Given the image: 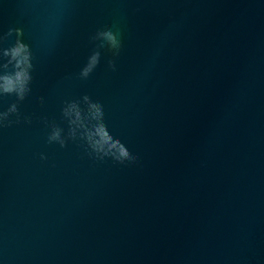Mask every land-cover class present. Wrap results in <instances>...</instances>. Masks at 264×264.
I'll use <instances>...</instances> for the list:
<instances>
[{"label":"water","instance_id":"95a60500","mask_svg":"<svg viewBox=\"0 0 264 264\" xmlns=\"http://www.w3.org/2000/svg\"><path fill=\"white\" fill-rule=\"evenodd\" d=\"M18 42L0 264H264V0H0V76Z\"/></svg>","mask_w":264,"mask_h":264},{"label":"clouds","instance_id":"9594fccd","mask_svg":"<svg viewBox=\"0 0 264 264\" xmlns=\"http://www.w3.org/2000/svg\"><path fill=\"white\" fill-rule=\"evenodd\" d=\"M106 39H108L113 46H116L117 41L115 36L111 32L102 33ZM6 55H11L14 60L17 61V68L19 69L13 75L0 76V92L12 93L15 92L20 99H23L26 92L29 90L28 85L31 80V75L29 69L31 68V63L29 60L28 49L23 44L18 42L17 46L13 48L10 52H6ZM98 62L97 56H93L88 67L84 70L83 75L87 76L88 73L94 68ZM87 100L88 98L85 97ZM91 115L94 119L98 121L94 132L89 133V140L91 141L93 137H97L93 143V147L98 151H103L105 145L112 144V137L107 132L106 127L102 123L103 109L102 106L97 103L89 104ZM16 106L13 105L9 112H15ZM67 115L75 113L77 119L80 118L79 106L76 103H72L65 109ZM8 116V113H0V123H2ZM60 137L59 130H56L52 136L49 137L51 140H58ZM120 157L128 158L129 153L126 148H121Z\"/></svg>","mask_w":264,"mask_h":264}]
</instances>
